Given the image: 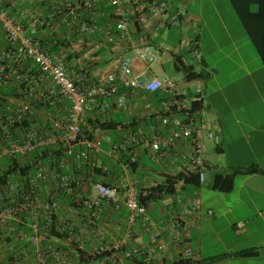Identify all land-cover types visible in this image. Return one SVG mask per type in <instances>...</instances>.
<instances>
[{"label":"built area","instance_id":"1","mask_svg":"<svg viewBox=\"0 0 264 264\" xmlns=\"http://www.w3.org/2000/svg\"><path fill=\"white\" fill-rule=\"evenodd\" d=\"M108 1L116 22L115 34L125 40L130 23L127 11L122 0ZM183 1L148 0L147 8L151 12H174L171 25H177L183 15L180 10ZM92 7L93 2L86 1L68 8L71 16L76 18L77 11H89ZM0 27L11 47L10 51H0V86H15L29 73L27 63L30 62L42 73V84H50L56 99L69 103L65 117L44 112L36 118L31 105L34 97L30 93L23 100H10L14 103L10 112L0 113L3 130L0 167L6 157L28 158L39 148L60 144L63 147L60 159L51 157L53 163H38L27 178L19 175L0 188V245L13 237L27 243L33 251L32 264H84L82 257L86 264H118V253L129 261L141 257L146 264H153L159 256L174 255L192 260L195 253L189 244V234L201 219V199L194 196L189 204L176 209V203L181 202V197H177L168 204L164 222L155 223L147 219V206L141 202L143 188L138 181L129 179L128 174L137 164L136 149L141 146L154 165L178 162L182 165L179 173H197L201 183L205 180L206 144L214 142L215 135L204 122L200 106L204 100L202 88L189 90L168 75L149 78L147 69L135 73V61L150 67L162 59V51L147 44L134 45L132 56L117 62L113 71L102 80L73 77L67 70L66 56L50 52L33 35L27 36L21 22L2 6ZM100 31L96 22L84 25L81 30L88 36ZM107 37L113 41L114 32L109 31ZM190 48L193 55L200 58L198 41L193 40ZM119 84L132 93H159L158 104L149 107L154 120L148 126L147 134H131L124 143L130 160L123 164L124 174L120 176L119 184L91 182L85 185L70 174V170L81 161L94 173L99 168L96 159L101 152L97 140L83 135L85 112L97 99L116 96ZM126 105V96L119 95L116 108L124 109ZM27 120L31 121L28 128L18 127L15 136L10 133L17 123ZM117 149L113 146L109 155L113 156ZM123 208L129 213L124 229L113 217ZM61 209L65 211L63 223H59ZM137 224L146 233H151L146 248L131 247L135 236L132 228ZM22 226L28 229L22 230ZM57 226L59 234L67 233L64 239L53 234ZM107 226L123 232L124 237L107 243ZM52 240L63 241L66 246ZM2 257L0 249V259Z\"/></svg>","mask_w":264,"mask_h":264},{"label":"crops","instance_id":"2","mask_svg":"<svg viewBox=\"0 0 264 264\" xmlns=\"http://www.w3.org/2000/svg\"><path fill=\"white\" fill-rule=\"evenodd\" d=\"M86 1L93 2L92 9L84 13V15L87 14V16L85 15L86 18L80 20L71 18L68 21L70 23H67L66 18H68V15L62 17L61 21H58V18L55 17L60 14L58 9L61 7H76L77 4ZM231 1L184 0L180 7L181 12H183L182 21L178 22L177 25H171V17L174 12H151L147 8L148 0H122L130 21L128 38L125 40L118 38L115 30H113L115 35L113 41H109L107 34L110 30L115 29L116 22L113 20L114 18L112 19L103 12V10L107 11L109 7L108 0H0V6L5 8L11 16L17 18L25 29L26 35H33L45 49H53L59 44L60 51L58 53L68 57L66 67L73 77H85L87 81H99L113 71V66L117 62L126 56H132L134 45L141 44H147L162 51V59L158 67L153 65L148 67L139 61L134 63L135 73L147 69L149 78L167 75L164 67L170 60L174 64L176 57H181L183 64L191 65L196 70L195 65L186 60L183 55V51L189 53L190 43L195 39L199 43L200 58H196L193 53L189 54L195 57L202 66H210L206 54L203 53V43L201 42L203 32L194 33V36L192 32L194 30L193 24L206 27L208 24L206 19L212 12L215 16H218L220 22H223L224 29L226 32L228 31L227 37L232 41L234 52L238 53L239 48L235 45L233 37L225 24L227 16L229 21L237 28L239 35L244 38L246 33L242 31V25L232 8ZM221 5L224 10H221ZM192 7L195 8L194 11H192ZM223 13L226 15L223 16ZM89 20L91 23H99L101 31L91 36L83 34L81 32L82 27L87 25ZM184 25L189 28V33L178 42L174 41L170 31L162 37L159 36V33L168 31L172 27L181 28ZM33 32L34 34H32ZM5 45L8 44L0 27V51L6 50ZM221 47L218 44V48ZM256 54L257 52L252 53L251 51L250 61L246 62L245 60V63L242 61L241 64L237 63V65L240 68L245 67V77L250 82L255 96L258 97V102L264 105V63ZM225 56L229 58L230 54L225 53ZM251 62L255 65L252 70L249 68ZM195 81L197 80L187 81L183 76L177 82L189 90L197 87L203 89V118L207 129L215 135L214 143L219 144L216 147L217 152H220L222 144L232 145L231 143H238L240 146L238 145L231 162L221 165L208 160L207 151L209 145L213 142L207 143L205 180L200 187L193 188L183 186L180 183L177 186L175 196L168 197L162 202L151 204L148 207L147 219L155 223H162L168 216L167 206L171 201L181 197V202L175 205L177 209L181 205L189 204L190 198L198 196L202 203V216L198 225L189 234V244L195 253L192 260L203 264H264V175L236 176L233 190L229 193L219 192L213 188L217 174L227 175L231 173L232 169L249 168L251 166H258L264 171V111H247L240 118L236 116L238 134H231L229 127H223L219 118L217 119L205 110L206 88L198 82L193 85ZM44 85V88L39 85L41 87L40 91L48 92L51 97H54L50 84ZM117 90H120V93L113 98L97 99L95 103L90 104L85 112L83 126L86 125L90 128L89 125L94 124L96 121H112L124 124L132 120L142 121L150 116L152 110L149 107L158 104V98H152L153 94L151 93L145 91L132 93L126 86L121 84L118 85ZM119 95H125L127 98V105L124 109L116 108ZM53 102L54 114L65 117L68 106L58 108L56 105L60 104V101L55 97ZM10 103L14 105L12 101ZM143 127L145 128L146 125H143ZM119 129L116 131L97 130L95 132V140L100 143L101 152L96 159L99 168L94 173H91L79 161L72 167L70 174L81 179L80 181L85 185L91 182H104L108 185L119 184L120 176L124 174V163L121 162L120 149H124V143L132 134L130 131L122 132ZM148 131V127H146L145 133L147 134ZM140 132L142 130L139 129L137 133ZM239 133H241L240 136ZM108 138L111 139V142H107ZM113 146L118 149L111 156L109 151ZM136 155L138 158L137 166L129 172L128 177L131 180L138 181L144 189L162 183L165 175L179 173L182 166L178 162L168 163L166 166L154 165L141 146H137ZM209 174L211 175V182L206 187L205 183ZM155 205H159V207L155 208ZM209 211L212 212V215L209 214ZM64 215L65 211L61 209L59 223H63L65 220ZM108 215L110 216V214ZM128 216V211L123 208L120 213L113 217L121 223L124 229ZM21 229L27 230L28 228L22 226ZM106 229L107 243L124 237L123 232L116 231L112 226H107ZM132 229L135 236L131 247L146 248L151 240V233H146L139 224ZM55 231L58 232V226L55 227ZM52 242L66 246L63 241L52 240ZM254 248L258 253L256 256L245 258L237 256L242 251ZM0 249L3 254L0 264H32L33 262L31 247L16 237L1 243ZM70 256L72 257V255ZM117 256L118 264H133L132 261L125 259L121 253H118ZM177 258L179 257L174 255L159 256L153 264H171ZM212 259L217 260L211 261Z\"/></svg>","mask_w":264,"mask_h":264},{"label":"trees","instance_id":"3","mask_svg":"<svg viewBox=\"0 0 264 264\" xmlns=\"http://www.w3.org/2000/svg\"><path fill=\"white\" fill-rule=\"evenodd\" d=\"M232 8L237 15L245 33L247 34L249 40L251 41L257 55L260 60L264 63V0H232L231 1ZM60 14L57 17L58 21H61L62 17L68 15L66 18V22L70 23L71 18L74 20H80L86 18L87 14L84 15L87 10H79L78 17L71 16L70 8L61 7L58 9ZM104 14L109 15L112 19L113 8L109 5L106 10H103ZM115 20V18L113 19ZM182 21V16L179 19V22ZM90 20L88 24H90ZM101 26L99 23H97ZM112 29L110 31H113ZM114 32V31H113ZM196 40V39H195ZM197 41V40H196ZM4 48L8 51L11 50V47L5 45ZM52 53H58L60 51L59 44L56 45L53 49L49 50ZM193 49L190 48L189 53H192ZM68 60V57H66ZM11 61H9L10 64ZM175 69L178 73H183L184 78L187 81H194L203 78V74L197 72L193 66L185 65L182 63L181 57H176L174 59ZM27 67L30 70L27 75L23 77L15 86L11 85H3L0 86V113H9L12 105L10 100L12 99H20L23 100L25 97L29 96L30 93L34 97V101H32L31 105L33 106V113L37 118L40 113H54L53 110V100L54 97L48 94V92H44L42 94L41 87L44 88V84H42V73L38 70V68L32 63H27ZM35 83L41 85V87H35ZM118 91V90H117ZM116 91V92H117ZM120 93V90L116 93ZM29 94V95H28ZM39 97V98H38ZM159 97V93L153 94L152 98L156 99ZM56 98V97H55ZM58 108H66L68 103L64 101H60V104H57ZM202 106V104L200 105ZM154 120L153 116H149L144 118L142 121L132 120L126 124L117 123V122H101L96 121L94 124L88 126L84 125L82 127L83 135L88 139H95V132L97 130L101 131H116L118 128L122 132L130 131L132 134H136L138 130H142V132H146V127H148ZM37 122V120H35ZM33 123V122H32ZM31 121L27 120L21 123H17L14 128L10 129V133L15 136V131L18 127H22V129H26L30 126ZM143 125H146L144 128ZM4 126V124H3ZM143 127V128H142ZM3 132L2 125H0V135ZM129 150L120 149L121 154V162L128 163L130 160V156L128 153ZM63 152L62 145L48 146L39 148L36 152L31 154L28 158H23L19 156L15 157H6L1 161L0 167V188L4 187L11 182L14 177L21 176L23 179L27 178L29 174H32L38 163H53V159H60L61 154ZM53 159H52V158ZM138 163V162H137ZM137 164L133 166L135 169ZM264 175V171L261 170L258 166H251L249 168H235L232 169L230 174L223 175L217 174L214 179L213 188L216 191L229 193L233 190L234 186V178L238 175ZM182 183L183 186H189L193 188H198L201 185L199 175L197 173H177L170 174L164 176V181L156 186L150 187L148 189H142V194L140 196L141 202L148 207L151 204H156L162 202L168 197H171L177 193V186ZM53 234L57 236L59 239H64L67 236V233L59 234L56 231H53ZM258 253L256 249H249L246 251H242L237 254V256L245 258V257H253ZM217 259H212L211 261H216ZM82 261L86 264V260L82 257ZM134 264H146L141 257H135L133 260ZM171 264H203L198 263L190 259L177 258Z\"/></svg>","mask_w":264,"mask_h":264},{"label":"rangeland","instance_id":"4","mask_svg":"<svg viewBox=\"0 0 264 264\" xmlns=\"http://www.w3.org/2000/svg\"><path fill=\"white\" fill-rule=\"evenodd\" d=\"M220 8L224 10L222 5ZM194 10L195 8L192 7V11ZM224 15L226 14L223 13V16ZM206 20L208 21L206 27L193 24L194 30L192 35L194 36V33L203 32V37L201 39L203 43V53L206 54L210 66H202L195 57H192L191 54L184 51L183 55L186 60H189L195 65L197 72L203 74V78L195 81L193 85H196L198 82L201 86L206 88L205 110L209 111L217 119L219 118L223 127H229L231 134H238V127L236 126L235 120L236 116L240 118V116L244 115L247 111H264L263 103L258 102V97L255 96L250 82H248L245 77V67L240 68L237 65V63L241 64L242 61L245 63V60L249 62L252 57L251 51L252 53L256 52H254L255 49L246 34L244 38L239 35L237 28L229 21L228 16L225 19V24L233 37L235 45L239 48L238 53L234 52L232 41L227 37L228 31L226 32L224 24L220 22L218 16H215L214 12H212ZM169 31L174 41L178 42L182 37L188 35L189 28L186 25L181 28L172 27L168 31L166 30L165 32L159 33V36L162 37ZM242 31H244V29H242ZM218 44L222 47L218 48ZM165 48L167 49L166 45ZM225 53L230 54V59L225 56ZM257 59L259 61L258 56ZM159 65V62L153 64L154 67H158ZM254 67V63L251 62L249 68L252 70ZM164 68L166 74L175 81L179 82L184 76L183 73L176 72L171 60ZM240 135L241 133H239V136ZM217 142H219V140H217ZM231 144L232 145L222 144L219 153L216 150L219 144L214 142L210 144L207 151L208 160L221 165L229 164L239 145L238 143ZM210 182L211 175L209 174L205 183L206 187L209 186ZM154 207L158 208L159 205H155Z\"/></svg>","mask_w":264,"mask_h":264}]
</instances>
